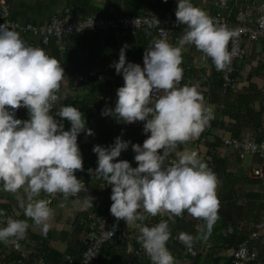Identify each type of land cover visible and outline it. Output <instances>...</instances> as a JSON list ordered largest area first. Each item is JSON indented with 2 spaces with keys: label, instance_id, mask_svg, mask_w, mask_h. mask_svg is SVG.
Listing matches in <instances>:
<instances>
[{
  "label": "clouds",
  "instance_id": "9594fccd",
  "mask_svg": "<svg viewBox=\"0 0 264 264\" xmlns=\"http://www.w3.org/2000/svg\"><path fill=\"white\" fill-rule=\"evenodd\" d=\"M175 17L186 30L173 46L156 39L145 49L143 67L126 62L125 48L113 62L123 86L116 91L114 109L102 115L118 122L143 121V144L131 145L136 167L127 160H116L129 141L116 137L109 147L94 145L97 155L95 172L111 186L110 213L130 226L150 216H167L154 226H139L138 242L151 264H174L166 244L171 238L169 221L175 222L186 211L205 221L210 233L218 219V180L195 151H176L178 145L198 137L213 118L198 86H179L183 78L182 51L185 45L210 57L218 71L228 68L231 54L228 43L236 33L220 25L191 0H178ZM60 62L42 48L28 46L17 31L0 25V185L14 195L24 216L49 229L51 200L60 194L64 200L75 197L85 185L75 175L83 170L77 143L78 134L94 135L86 127L84 114L75 106H61L55 112L70 122L69 130L50 114L64 79ZM25 107L29 119L15 118V110ZM44 198H39L41 193ZM93 198L88 200L92 207ZM6 216L0 210V217ZM116 227V225H113ZM29 227L27 220L6 218L0 227V242L21 240ZM179 240L189 249L199 237L181 233Z\"/></svg>",
  "mask_w": 264,
  "mask_h": 264
},
{
  "label": "crops",
  "instance_id": "0c3cea01",
  "mask_svg": "<svg viewBox=\"0 0 264 264\" xmlns=\"http://www.w3.org/2000/svg\"><path fill=\"white\" fill-rule=\"evenodd\" d=\"M229 1L232 3L241 1L260 3L264 0ZM9 3L12 18L20 22L44 24L52 14L63 12L67 1L9 0ZM177 3L178 0H80L75 7L74 15L75 17L81 14L99 16L160 15L167 10L175 14ZM191 3L208 15L215 10V0H191ZM185 30L186 25L170 31V40L173 46L178 45V40ZM82 33L64 37L65 50L60 52L57 46V57H54L53 49L44 46L37 36L27 34L23 36L22 40L28 46L42 48L49 56L56 58L64 69L65 77L58 93L60 99L54 104L50 114L54 116V119L63 123L65 130H69L70 122L55 115L61 106H75L84 114L86 127L90 128L94 135L88 136L84 132L78 134L77 143L82 155L83 166H97V155L92 151L93 146L109 147L114 144L118 136L122 140L129 141V146L127 150L121 151L116 160H127L133 166L130 146L135 139V132L126 128L125 123L118 122L115 117L102 115L105 108L114 109L117 99L116 91L120 85L113 86L104 82L98 84L79 83L76 74L82 69L106 74L116 73L115 68L111 65L118 61L120 49L125 45L127 46L125 48L126 62L137 63L143 67L144 51L156 38L152 32L146 30L137 31L131 37L121 31H109L101 35ZM79 37L83 39L81 43L77 40ZM242 52L243 59L234 63L231 88L238 95L245 94L250 97L257 96V98L250 103L248 109H244V111L248 110L245 112L246 119L235 122L223 115L222 106L209 103L208 94L210 91L218 96L223 95L218 86L210 83L212 81V84H215L213 83L216 81L215 73L220 77V73L212 65L210 57L196 49L194 45H185L182 51L183 75L190 78L193 85L198 86V91L204 97L205 105L212 112L213 122L230 121L237 128L240 123L241 128L238 136H234L227 129L219 128L218 125L211 131L220 137V145L215 148L214 152L220 156L225 165L219 173L213 171L218 180V219L210 233L207 232L204 220L193 218L186 211L182 220L169 223L171 238L166 246L174 257V264H229L225 261V257L230 256L235 247V241L241 236L245 239L254 221L264 214V181L250 177L248 173L249 168L253 164L259 163L261 158L248 153L240 158L236 150L222 143L223 138L229 137L264 140V111L259 114L255 113L260 109L261 100H264V43L246 39ZM251 107L253 110H250ZM15 118L29 119L27 108L16 109ZM210 140L211 137L200 134L187 143L178 145L173 153L185 149L195 151L209 167L207 142ZM247 156L248 159H246ZM75 175L83 181L85 188L77 196L69 197L67 200H64L60 194L51 200L49 206L52 209V215L47 221L49 229L46 234H43L41 226L35 225L31 219L24 218L29 224L26 231V249L29 251L38 243H42L46 247L64 252L76 236V233L73 232L74 227L79 229L78 226L88 222L89 215L96 213L97 209L108 208L111 205L110 188L102 186L91 178L81 177L77 171ZM44 197L45 194L42 192L39 198ZM91 197L93 206L89 207L87 202ZM0 201L2 204H9L12 208L17 203L13 194L2 190V185H0ZM226 210L229 211L227 213L229 216L232 215L231 219L233 220H230V217L221 219V215L223 216ZM162 219L166 220L167 216L153 217L145 214V219L138 221L136 226H130L123 221L125 231L123 237L127 245V264H133L132 249L136 246V235L139 233H136L133 238L132 234L129 235L128 228L134 227L139 230V226H145L146 222V226L151 227ZM176 219L178 220V218ZM181 233L199 237L191 249L179 240L178 237ZM257 246L264 249L263 242L258 243ZM142 254V262L151 264L145 251Z\"/></svg>",
  "mask_w": 264,
  "mask_h": 264
},
{
  "label": "built area",
  "instance_id": "2783aa9c",
  "mask_svg": "<svg viewBox=\"0 0 264 264\" xmlns=\"http://www.w3.org/2000/svg\"><path fill=\"white\" fill-rule=\"evenodd\" d=\"M67 4L60 14H52L44 24H33L31 22H20L11 17L9 0H0V25L8 27L10 30L17 31L22 38L25 35L37 36L44 45L55 41L58 50H65L64 37L74 35L84 31L93 35H101L109 31L128 30L132 34L140 30L150 31L156 39H166L170 44V31L180 26L176 21L175 14L167 10L160 15L148 14H127L118 16H99L87 15L85 17H75L74 10L80 0H66ZM214 22L226 26L236 35L228 43V51L231 54V63L226 70L219 71L224 94L228 87L233 83V68L236 61L242 60L244 54L242 47L244 40L264 43V1L255 3L251 1H241L232 3L229 0H215V10L209 14ZM211 60V58H210ZM212 62V60H211ZM213 64V62H212ZM215 66V65H214ZM216 68V67H215ZM96 78L97 80L110 83L111 85L123 86L122 74H106L95 72L90 69H82L76 74L78 82H85L87 79ZM193 86L190 78L183 75L179 86ZM126 128L135 132V144H143L144 139L150 133H144L143 121L125 123ZM222 143L237 151L242 158L245 154L257 155L261 158L259 163L253 164L249 168V176L264 181V140L243 139V138H223ZM174 151V150H173ZM170 154L169 160L174 158V153ZM132 167L137 166L134 159L135 153L130 146ZM97 166H83V170H77L81 177L91 178L104 187L110 188L106 181L100 178L95 172ZM24 220V219H21ZM113 225H116L114 227ZM6 226V224L4 225ZM0 226V227H4ZM89 231L85 236V249L77 260L73 256L66 254L63 259L52 264H89L94 262L101 248L117 234L125 236L123 220L117 221L109 212L96 214L88 217ZM136 235V246L132 249L133 254H139L143 248L138 242ZM264 243V214L260 215L252 224L248 236L239 241L232 249L230 256L233 264H264V249H260L257 244ZM7 245L17 255L19 264H49L43 257L34 256L26 249V235L21 240L10 238ZM51 264V263H50Z\"/></svg>",
  "mask_w": 264,
  "mask_h": 264
},
{
  "label": "trees",
  "instance_id": "16d2710c",
  "mask_svg": "<svg viewBox=\"0 0 264 264\" xmlns=\"http://www.w3.org/2000/svg\"><path fill=\"white\" fill-rule=\"evenodd\" d=\"M87 15H91V14H81L76 17L78 18L85 17ZM119 31L124 32L127 36H130V37L134 35L128 30H119ZM86 32L87 31H84L82 34ZM69 36H73V35H69ZM77 40L79 41V43L83 41V39L80 37ZM44 46L51 47V49H53L54 51L53 52L55 55L54 57H57V51H56L57 45L55 41H51L49 44L44 45ZM212 65L214 66V64ZM215 78H216V81L213 82L215 84H212V81H210L211 85H216L222 90L223 82L221 78L216 73H215ZM86 82H92L93 84H96V83L98 84L104 81H100V80H97L96 78H93V79H87L85 83ZM79 83H82V82H79ZM104 83L111 85L110 83H107V82H104ZM208 97H209V103H213L214 105L219 106V107L222 106L223 115L227 117L229 120H234L235 122L240 121L241 119H246L245 112H247L248 110L244 111V109L245 108L248 109L250 107V103L253 102V100L257 98V96L256 97L254 96L255 97L254 98V97L246 96L245 94L238 95L231 88V86L227 88L226 93H224L223 95L220 94V96H218L217 94H214L212 93V91H210L208 94ZM259 105H260L259 111L255 112L257 114L264 111V100H261ZM250 110H253L252 107L250 108ZM217 125L219 126V128L221 127V128L227 129L234 136L239 135L241 126L239 123V126L237 128L235 127V124H233L230 121L225 122L221 120L220 122L216 123L215 121L213 122V120L211 119L208 125L205 127L204 131L201 133L203 136L211 137V140L207 142V147H208L207 154H208L209 161H210L209 168L211 169L212 172L217 171L219 173L220 169L224 168L225 165L223 163V160H221L220 156H218L214 152L215 148L220 145V137L213 134L211 131ZM208 127L210 128L208 129ZM15 205L16 206L12 208L9 204H6V203L2 204L0 201V210H3L6 214V216L0 217V226H4L6 224L7 217H12L13 219H20V220L25 218L23 210L18 207L17 203ZM109 211H110V206L108 208H104L100 210L97 209L96 213H107ZM227 213H229V211L226 210V213L223 216L221 215V219L223 220L225 217L226 218L230 217V220H233L231 219L232 215L229 216ZM185 214L186 213H184L182 217H176L178 218V220L175 218V222L182 220L185 217ZM171 222L172 221H169V223ZM146 225H147V222L145 223V226ZM78 227L79 229L74 227L73 232L76 233V236L73 242L67 246L64 252H59L56 249L46 247L42 243L40 244L38 243L37 245H35L33 249H30V252L34 256L43 257L44 261L49 264L56 263L57 261L63 259L66 254H69L78 260L80 258L82 251L85 249L84 239H85L86 234L89 231L88 222L81 224ZM138 232L139 230H137V228H134V227L128 228V233L130 236L132 234L133 238H135V234ZM242 239H243L242 236L239 237L235 241L234 246H236V244ZM126 251H127V245H126L125 238L121 234H117L112 240L108 241L101 248L94 262L89 263V264H119V263L127 264L128 260L126 256ZM142 253H144V250L139 255L137 254L133 255V264H145L144 262H142V257H143ZM16 258H17V255L11 250V248L7 245V243L0 242V264H19L17 263ZM225 261H227L229 264H233L231 256L225 257Z\"/></svg>",
  "mask_w": 264,
  "mask_h": 264
},
{
  "label": "rangeland",
  "instance_id": "374dc122",
  "mask_svg": "<svg viewBox=\"0 0 264 264\" xmlns=\"http://www.w3.org/2000/svg\"><path fill=\"white\" fill-rule=\"evenodd\" d=\"M249 157L247 156L246 159H248Z\"/></svg>",
  "mask_w": 264,
  "mask_h": 264
},
{
  "label": "water",
  "instance_id": "95a60500",
  "mask_svg": "<svg viewBox=\"0 0 264 264\" xmlns=\"http://www.w3.org/2000/svg\"><path fill=\"white\" fill-rule=\"evenodd\" d=\"M130 263H131V261H130Z\"/></svg>",
  "mask_w": 264,
  "mask_h": 264
}]
</instances>
